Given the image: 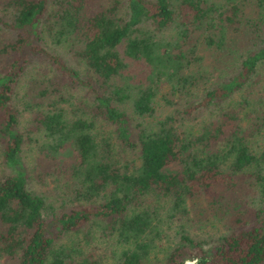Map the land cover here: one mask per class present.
Masks as SVG:
<instances>
[{
  "label": "trees",
  "instance_id": "1",
  "mask_svg": "<svg viewBox=\"0 0 264 264\" xmlns=\"http://www.w3.org/2000/svg\"><path fill=\"white\" fill-rule=\"evenodd\" d=\"M90 1L0 10V256L78 263L56 242L94 224L116 264H264V0ZM32 60L82 90L21 87ZM25 140L59 155L60 197L76 203L29 185Z\"/></svg>",
  "mask_w": 264,
  "mask_h": 264
},
{
  "label": "rangeland",
  "instance_id": "2",
  "mask_svg": "<svg viewBox=\"0 0 264 264\" xmlns=\"http://www.w3.org/2000/svg\"><path fill=\"white\" fill-rule=\"evenodd\" d=\"M5 3L6 0H0V10L1 9L3 11L5 10V6H6ZM89 3L90 5H92L93 9H96L95 1L91 0ZM48 44L49 43L46 44V48H48L47 46ZM64 59L68 64L74 66L77 69V72L82 79H84L87 76V74L84 73L85 66L83 62L81 60H77L76 54H74L71 50L67 51L64 54ZM32 63L35 64L34 68L31 69L34 70L33 75L27 72V70L24 71L19 83L21 87L29 91H34L35 93L38 92L39 89L43 88L44 86H48V90L49 88H53L54 86L58 87L59 89L61 86H64L67 89L74 87V84L65 80L66 75L56 71L53 65H51L52 71L51 73H49V71L47 72L45 70L43 64L40 61L32 60ZM258 73H259L258 78L260 80H264V64H262V66L259 67ZM44 78L46 79L44 80ZM256 78L257 76L253 77L254 80ZM81 90L82 89L80 87L71 89V91L74 93L75 92L78 93ZM34 108L35 107H31L28 109L34 110ZM26 111L27 109L24 110L23 114H21L22 124L25 125L27 128H31L33 127V125L26 117ZM25 129L26 128L24 127V130ZM29 134H31V132H29ZM27 142L28 141L25 140L23 144L24 151L22 152V157L26 162V164L28 165V169L32 165H34L35 162L38 164L36 166V170L33 173H31L32 179L30 180L29 185L34 190L38 191L41 194H44L47 198V202H49L52 206L56 208L60 206V200H63V204L65 205L76 203L77 200L60 197L61 188L64 187L63 185L64 180L69 178V175L60 176L59 173L57 172L58 164H53V161L54 159L57 160V157H59V155H55V156L49 155L48 158H44L42 156V153L38 155L35 143L32 144L33 141L31 143H27ZM36 144H37V148L38 146L41 148L40 143H36ZM192 199L193 200L187 199V206L189 209H191L193 204L199 203V201L202 200V198H200V196L198 195L192 197ZM189 217L192 220H194L191 221L187 219L191 227L194 230L196 229V232H198L199 234L206 235L207 231H206V227L204 226L205 221L196 220V217L193 215L192 212H190ZM102 222L104 221L96 220V223H98V225L102 224ZM213 230H216V228H213ZM102 233H103L102 229L99 226H96L94 224L92 225L86 224V225L78 226L76 230L66 232L59 239L60 241L56 243H60L59 245H62L63 249H67L66 251L72 249L71 257L73 256L76 257L78 263H75V261H71V264H116L114 262L115 260V254L113 252L114 246L111 245L110 248L105 247L104 242L101 240ZM159 245L160 247H153L149 249L148 257L150 259L162 256V254L164 253V248L168 249L171 246V243L169 240L163 239ZM116 248L118 249L117 246ZM194 260L195 259H184L182 264H194ZM152 262L156 263V261H152ZM7 263L8 262L7 260H5V257L0 256V264H7Z\"/></svg>",
  "mask_w": 264,
  "mask_h": 264
}]
</instances>
